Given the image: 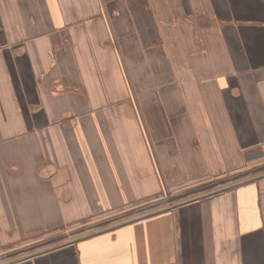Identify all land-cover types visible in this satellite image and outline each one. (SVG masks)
Wrapping results in <instances>:
<instances>
[{
  "label": "crops",
  "instance_id": "crops-1",
  "mask_svg": "<svg viewBox=\"0 0 264 264\" xmlns=\"http://www.w3.org/2000/svg\"><path fill=\"white\" fill-rule=\"evenodd\" d=\"M125 1L107 29L124 33L126 58L151 70L126 68L143 137L127 104H111L114 119L100 105L122 94V77L110 54L85 56L84 29L73 53L29 35L52 20L63 27L65 0H0V246L111 221L6 263L264 264V173L172 210L125 215L168 190L264 165V0ZM73 87H86L87 99Z\"/></svg>",
  "mask_w": 264,
  "mask_h": 264
},
{
  "label": "rangeland",
  "instance_id": "rangeland-1",
  "mask_svg": "<svg viewBox=\"0 0 264 264\" xmlns=\"http://www.w3.org/2000/svg\"><path fill=\"white\" fill-rule=\"evenodd\" d=\"M155 3V2H154ZM151 6L149 5V3L147 2L145 4V8L146 7H152L153 3H150ZM113 5H116V8H113ZM65 7H69L70 8V15H68L67 17H65V24L62 26H56L57 21L52 20L51 23V27L49 29L44 30L43 32H37L36 34H33L32 32L29 33V35L31 37H40V36H48V40H50L51 42H53V46L57 49H59V45L62 43H64L68 49L71 50V52L73 53V49H72V40H77V35H78V29H84L85 32V36L89 35L88 38L86 39V41L88 42V47L86 48V57L88 58H92V57H98V54H102V53H108L110 54V56L112 57L113 61L117 63L116 65V72L121 75L122 77V82L118 83V88L120 90H122V94L118 95V97L116 99H112L109 100L107 99L104 102H101L100 105L103 106L106 111L105 114H108L110 111V117L112 119H114V115L116 113V110L113 111V109H109L111 104L113 106H117L120 108V106L122 104H127L129 107H131L132 113L130 111V115L132 117L133 121H136L139 125L140 128V135L141 137H143V131L141 129V125L143 122L142 116L140 113L134 111L132 109V101L134 99H136V97L131 100L129 91L132 88V83L131 81H126V77L129 78V74L127 71V67L130 69L131 66L128 62H133V61H139L140 64H136L138 65L137 70L138 72L142 73V72H151L149 66L147 63H145V65L143 64L142 59H128L125 56V50H124V44H123V38L125 36L124 33H117V38L115 37V35L110 36V31L107 29L110 26V21H113L114 23V13H115V9L118 10H125L128 7L126 6V1H115V2H111L109 0H65ZM122 7V8H121ZM156 5H155V10H156ZM73 8H75L78 11V16H74L72 15L71 11L73 10ZM122 22V20H120L118 22V24H120ZM58 24V23H57ZM92 24H94V26H91ZM102 25L104 28V36L100 39H97L96 34H94V31L97 30L98 28H94V27H98ZM87 30H90L91 33H88ZM33 35V36H32ZM71 36V39H70ZM24 37V38H23ZM17 40H21L19 36H15L11 38V41L13 43L17 42ZM22 40L27 42L29 41V38L27 37V34L24 32V35H22ZM118 41H120L121 46L123 47V53H121L120 49H118L117 47V43ZM162 42V41H161ZM81 42V45L84 46V43ZM160 42H158V39H155V41L153 42V47L156 49V51H158V46H160ZM80 45V46H81ZM79 45H77V49L80 53H82L81 48ZM139 50L142 53V50ZM75 51V50H74ZM139 52V53H140ZM139 53H135V55H138ZM81 56V55H79ZM111 59V58H110ZM127 60V61H126ZM128 64H127V63ZM115 63V64H116ZM144 69V70H143ZM156 71V68H154ZM104 79V77H101V80ZM103 82V81H102ZM136 85H138V83L136 81H134ZM59 83V82H58ZM82 84L87 85V82H82ZM75 89H73V91L75 93H78L82 96H84L86 99V94H85V89L84 87L78 88V87H73ZM88 91V90H87ZM86 91V92H87ZM137 95L141 98L143 96V92L142 90L139 88H137ZM78 96V95H77ZM137 100V99H136ZM105 105H107V107H105ZM97 112V110H94V113ZM68 114H64L60 117L59 120H62L64 117H66ZM104 115V113H103ZM91 118L93 119L94 117L91 116ZM77 152V146L75 145L74 148L72 149V153L73 152ZM77 154V153H76ZM150 162H155L153 160H151ZM264 173V165L257 167V166H252L250 168H247L246 170H243L241 172L229 175V176H225V177H216V178H212L209 180H205V181H198L196 183L191 184V186L186 187L184 189L181 190H168L165 192V194L155 197V198H151L150 200H147L143 203V206L136 209H130L127 210L128 212L125 215L129 216H146L149 214H153L155 212H159L162 211L166 208H169L173 205L179 204V203H184V202H188L190 200H192L193 198L199 197V196H203L206 195L208 193L217 191L219 189L222 188H226L232 185H236L239 184L241 182H245L248 180H252L256 177H258L260 174ZM156 180L157 177H155ZM218 180V181H217ZM211 182H215L212 185ZM207 185V186H206ZM205 186V187H203ZM167 189H170L169 187H167ZM191 190V191H189ZM188 191V192H187ZM186 192V193H185ZM151 193V192H150ZM182 193V194H180ZM148 193H145V195ZM175 198H170L169 200H166L165 202L161 203L162 200L161 198H165L168 199L170 196H174V195H178ZM144 195V194H143ZM150 195V194H149ZM140 196H142L140 194ZM139 196V197H140ZM160 199V200H159ZM198 201V200H197ZM196 202V201H194ZM194 202H190V203H194ZM187 203V204H190ZM185 204V205H187ZM139 206V205H138ZM184 206V205H182ZM181 207V206H179ZM178 208V207H177ZM172 210V209H171ZM117 213V211H115L113 213V215ZM115 216H119L116 215ZM114 217V216H113ZM108 223H111L108 222ZM106 223V224H108ZM106 224H91V225H87V226H83L80 228H77L78 225H74V226H70V227H66L65 225H57L54 227V229L52 230H48V232H42V233H34L31 234L29 236H24L21 239H13V240H9L7 242L4 243V245L0 246V264L6 263L8 261L11 260H18V259H24L22 261H25L27 259L30 258H34L37 257L41 254H46L47 250L51 249V248H56L60 245H64L65 243H67L70 240L76 239L78 238L80 235L83 234V232L87 231H94V229H102L104 227H107ZM70 225V224H69ZM68 226V224H67ZM109 226V224H108ZM100 227V228H98ZM43 252V253H41ZM38 254V255H36ZM29 257V258H28ZM8 264V263H6Z\"/></svg>",
  "mask_w": 264,
  "mask_h": 264
},
{
  "label": "water",
  "instance_id": "water-1",
  "mask_svg": "<svg viewBox=\"0 0 264 264\" xmlns=\"http://www.w3.org/2000/svg\"><path fill=\"white\" fill-rule=\"evenodd\" d=\"M258 178H259V177H258ZM255 179H257V177L254 178V179H252V180H248V181H245V182H241V183H239V184L232 185V186H229V187H226V188H222V189H219V190H217V191H214V192L208 193V194H206V195H203V196H199V197L193 198L192 200H190V201H188V202H184V203H179V204L173 205V206H171V207H169V208H166V209H164V210H162V211H168V210H171V209L177 208V207H179V206L185 205V204H187V203H190V202H194V201L200 200V199H202V198H208V197L215 196V195H217V194L223 193V192H225V191H227V190H230V189H232V188H235V187H237V186H240V185H243V184H245V183L251 182V181H253V180H255ZM162 211H159V212H162ZM159 212H155V213H153V214H149V215H146V216L154 215V214L159 213ZM143 217H145V216H143ZM63 246H64V245H60V246H58V247H56V248H60V247H63ZM52 249H55V247H54V248H51V249H49V250H52ZM49 250H47V252H48ZM41 253H43V252H41ZM36 255H38V254H36ZM28 258H29V257H28ZM22 260H24V259H18V260H15L14 262H16V261H17V262H20V261H22Z\"/></svg>",
  "mask_w": 264,
  "mask_h": 264
},
{
  "label": "trees",
  "instance_id": "trees-1",
  "mask_svg": "<svg viewBox=\"0 0 264 264\" xmlns=\"http://www.w3.org/2000/svg\"><path fill=\"white\" fill-rule=\"evenodd\" d=\"M218 181V180H217ZM215 182H211V184H209V185H212V184H214ZM207 186V185H206ZM203 187H205V186H203ZM189 191H191V190H189ZM188 192V191H187ZM186 193V192H185ZM180 194H182V193H180ZM180 194H178V195H174V196H170L168 199H165V198H161V200H162V202L161 203H163V202H165L166 200H169L170 198H175L176 196H179ZM160 200V199H159ZM165 203H167V202H165ZM143 206V204L142 205H140V206H137L138 208H140V207H142ZM137 208V209H138Z\"/></svg>",
  "mask_w": 264,
  "mask_h": 264
}]
</instances>
